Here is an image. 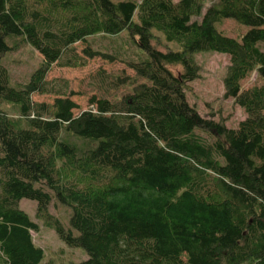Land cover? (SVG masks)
I'll return each instance as SVG.
<instances>
[{
  "label": "trees",
  "instance_id": "trees-1",
  "mask_svg": "<svg viewBox=\"0 0 264 264\" xmlns=\"http://www.w3.org/2000/svg\"><path fill=\"white\" fill-rule=\"evenodd\" d=\"M208 1L0 0V264L43 260L22 199L87 254L72 264H264V0H212L203 12ZM225 19L248 29L225 35ZM123 31L147 57H121L128 75L99 70L98 93L74 114L48 72L63 58L81 65L78 43L88 58L118 59L91 42ZM22 44L41 60L14 82L3 61ZM209 50L228 55L223 96L245 114L236 127L187 101L193 54ZM44 93L51 103L33 101ZM52 203L70 209L67 227Z\"/></svg>",
  "mask_w": 264,
  "mask_h": 264
},
{
  "label": "rangeland",
  "instance_id": "rangeland-1",
  "mask_svg": "<svg viewBox=\"0 0 264 264\" xmlns=\"http://www.w3.org/2000/svg\"><path fill=\"white\" fill-rule=\"evenodd\" d=\"M208 1L203 7V12L206 10ZM203 13H201L202 15ZM216 28L230 37L240 39L248 29L247 26L236 22L233 19H225L223 22L216 25ZM121 38L113 37L110 39L95 37L91 44L96 49L108 50L110 53H115L113 49L121 51L116 55L118 59L108 60L101 56L88 58L82 53L83 44H76L75 51L82 59V64L77 67L65 66V58L60 60V63L54 64L48 72L47 79L55 89L66 87L71 99L77 104L74 109V114L86 110L89 107V99L97 94L92 78L99 70L106 73H114L116 75L130 74L131 70L126 66L122 58L128 56L129 60L139 61L146 58L147 55L141 49H138L135 44L128 38L127 32L120 33ZM162 38L161 34H157ZM121 42V46L119 45ZM151 43L158 49L165 51L166 47L173 50H178L177 46L170 43L166 45L157 44L153 39ZM115 47V48H111ZM122 57V58H121ZM193 58L199 65V76L189 82V87L186 90V98L190 105L194 106L200 116L204 118H213L215 120L224 119L227 127H236L238 122L244 119L243 110L233 102L231 98H224L223 79L226 74L228 65V55L216 51H201L193 54ZM40 56L26 44H22L12 50L4 58V64L10 72L12 81L24 82L30 72L40 63ZM255 74H252L249 79L243 82V88H249L253 83H256ZM53 94H33L32 99L35 102L48 101L52 102ZM205 139L211 138L206 132L197 130ZM36 202L28 199H22L19 202V207L26 212L31 220L35 221L39 226L38 232H31L34 243L41 247L44 252L43 260L40 264H72L81 262L87 259V254L79 247H70L66 245L56 234V232L45 225L40 219L35 216ZM51 214L59 218L66 227L69 224L70 209L64 205L52 203L49 207Z\"/></svg>",
  "mask_w": 264,
  "mask_h": 264
}]
</instances>
